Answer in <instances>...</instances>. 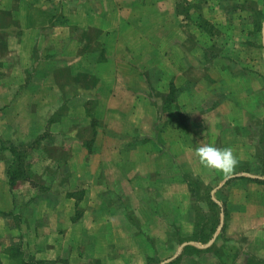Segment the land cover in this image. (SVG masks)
Returning <instances> with one entry per match:
<instances>
[{
    "label": "crops",
    "instance_id": "obj_1",
    "mask_svg": "<svg viewBox=\"0 0 264 264\" xmlns=\"http://www.w3.org/2000/svg\"><path fill=\"white\" fill-rule=\"evenodd\" d=\"M0 264H264V0H0Z\"/></svg>",
    "mask_w": 264,
    "mask_h": 264
},
{
    "label": "trees",
    "instance_id": "obj_2",
    "mask_svg": "<svg viewBox=\"0 0 264 264\" xmlns=\"http://www.w3.org/2000/svg\"><path fill=\"white\" fill-rule=\"evenodd\" d=\"M10 151L13 154V163L11 169H9V183L11 188H14L17 185V182L25 181L32 184H36L34 179L37 177L31 172L30 167L27 165V150L25 145L21 146H10ZM195 184V183H194ZM191 186H193L191 184ZM193 194H196V189L192 190ZM209 210L213 215L218 216L220 213V208L217 204L209 202ZM205 220V218H204ZM202 224V227L200 226ZM214 226L207 232V224L203 225V222H200V225H197V229L193 234L192 240L196 242L206 243L216 232V228L219 224L218 220L213 222Z\"/></svg>",
    "mask_w": 264,
    "mask_h": 264
},
{
    "label": "clouds",
    "instance_id": "obj_3",
    "mask_svg": "<svg viewBox=\"0 0 264 264\" xmlns=\"http://www.w3.org/2000/svg\"><path fill=\"white\" fill-rule=\"evenodd\" d=\"M195 154L204 168L225 175H231L239 163L231 147L218 148L212 144H205L195 148Z\"/></svg>",
    "mask_w": 264,
    "mask_h": 264
},
{
    "label": "rangeland",
    "instance_id": "obj_4",
    "mask_svg": "<svg viewBox=\"0 0 264 264\" xmlns=\"http://www.w3.org/2000/svg\"><path fill=\"white\" fill-rule=\"evenodd\" d=\"M62 115H63V111H59V114L57 115V117L61 118ZM87 129L88 128L82 127L80 129V131H85V134L88 137H91L90 136L91 135V131H90V129H89V131H86ZM62 180H64V179H62ZM196 193H197V191H196ZM200 202H202V204L200 203L201 207H199L198 204H195V206H194V209H195V220H196V222L200 223V222H204V218H206V222L205 223L209 224V226L207 225V232H208L211 229V227L214 225L213 223H211V221L214 220V218L212 217L213 214L210 212L209 205H207L205 200H201Z\"/></svg>",
    "mask_w": 264,
    "mask_h": 264
}]
</instances>
